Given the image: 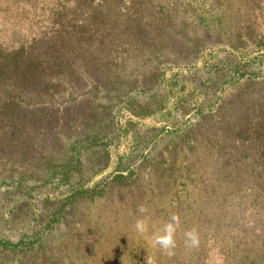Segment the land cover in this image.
<instances>
[{"label": "rangeland", "instance_id": "1", "mask_svg": "<svg viewBox=\"0 0 264 264\" xmlns=\"http://www.w3.org/2000/svg\"><path fill=\"white\" fill-rule=\"evenodd\" d=\"M104 1L0 0L2 57L45 73L0 118V264H264V0Z\"/></svg>", "mask_w": 264, "mask_h": 264}, {"label": "trees", "instance_id": "2", "mask_svg": "<svg viewBox=\"0 0 264 264\" xmlns=\"http://www.w3.org/2000/svg\"><path fill=\"white\" fill-rule=\"evenodd\" d=\"M123 1L124 0H119L120 3H123ZM99 3H100V6H103V7L106 6L105 5L106 3L104 0L103 1L100 0ZM110 3H111V0H108L109 5ZM116 12H117L116 9L112 8V9L107 10V12H105L104 15L99 14L98 16H96L97 15L96 12L92 11V14H93L92 22L95 24L96 23L97 24L106 23L107 20L110 18V16ZM21 54L22 56L24 55L23 53ZM25 55L26 57L24 58L23 62H20V60L16 58L18 55H13V54H12V57H10L11 59L8 60L9 58L2 57L4 55L1 53V49H0V111H3L5 113L7 112V115H8V116H3L5 113H0V118L2 117H8L10 119L17 118L19 111L15 109L14 99L8 98L6 96L10 95L9 93L11 92L18 91L20 93L23 92L22 94H24V92L26 91L28 93L27 96L25 95L27 97L26 98L27 102L32 101L34 97L31 96V92L35 91L34 89H36L34 85V80H35V75L37 73V70L40 75L45 74L43 67H41V65H39L35 61H33V58L31 57L29 53L28 54L25 53ZM20 69H22L24 73L26 72V70L28 71L29 69H32V70H35V74L33 73L31 75H27L26 77L20 72ZM246 75L248 78L254 76L252 73H247ZM248 81L249 80H247L246 82ZM40 87H41L40 89L42 93L44 94L48 93L49 90H48L47 84L41 83ZM61 90H63V87L62 89H60V91ZM60 91H57V92H60ZM28 114H29L28 117H26L27 115L26 116L23 115V116L26 117L27 120L32 121L31 113H28ZM255 119L256 121H258V124L263 123L264 115L253 114L249 118L250 121H253Z\"/></svg>", "mask_w": 264, "mask_h": 264}, {"label": "clouds", "instance_id": "3", "mask_svg": "<svg viewBox=\"0 0 264 264\" xmlns=\"http://www.w3.org/2000/svg\"><path fill=\"white\" fill-rule=\"evenodd\" d=\"M137 211L141 214L138 216L133 224L134 230L141 236L149 233V217L144 215L148 212V208L144 204H140L137 207ZM181 220L177 213H171L168 220L162 225V227L151 234V244L153 247L159 248V250L168 256L175 254L177 247L176 235L178 229H180ZM183 239L185 247L194 249L199 246L200 237L198 229L195 227L185 229L183 231ZM146 264H155L152 257L146 256Z\"/></svg>", "mask_w": 264, "mask_h": 264}]
</instances>
